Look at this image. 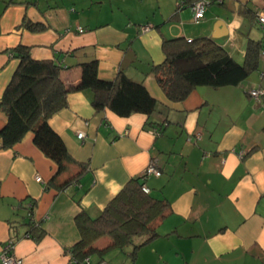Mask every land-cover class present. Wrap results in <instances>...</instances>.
Returning a JSON list of instances; mask_svg holds the SVG:
<instances>
[{"label": "crops", "instance_id": "1", "mask_svg": "<svg viewBox=\"0 0 264 264\" xmlns=\"http://www.w3.org/2000/svg\"><path fill=\"white\" fill-rule=\"evenodd\" d=\"M209 1L195 23L190 6L176 11L177 0H0V101L18 66L12 51L22 45L34 60H57L65 84H76L79 65L95 59L100 79L122 72L158 103L150 118L120 117L108 109L95 112L88 91L68 94L67 106L48 121L74 161L57 176L31 132L12 148L0 141V253L13 240L12 255L23 264H73L76 215L98 216L154 161L161 174L142 182L169 204L158 236L134 259L111 251L102 259L91 256V264H264V95H250L264 92V58L259 54L257 69L242 84L199 86L176 103L153 73L167 39L207 37L239 63L249 40L264 45L255 19L264 13V0ZM24 19L44 30L29 31ZM143 25L151 29L141 33ZM5 123L0 111V130ZM77 174L61 189L50 186L52 179L61 186ZM24 206L32 207L44 231L38 240L25 237Z\"/></svg>", "mask_w": 264, "mask_h": 264}, {"label": "trees", "instance_id": "2", "mask_svg": "<svg viewBox=\"0 0 264 264\" xmlns=\"http://www.w3.org/2000/svg\"><path fill=\"white\" fill-rule=\"evenodd\" d=\"M191 1L181 0L183 4L176 7V11ZM22 24L32 32L44 30L42 25L25 19ZM262 48V42L249 40L244 60L239 63L207 37L190 41L167 39L162 43L164 60L153 67V73L168 101L181 102L199 86L239 85L257 69ZM12 56L18 60V66L0 101V111L6 117L0 130L1 147L12 148L31 132L35 146L55 163L56 176L74 164L64 142L48 123L67 106L68 94L88 91L95 112L108 109L120 117L143 114L150 118L157 111L158 103L144 85L132 81L124 73H118L111 81L100 79L95 59L79 65L81 75L76 84H65L61 79L62 66L57 60H34L30 49L22 45L13 49ZM152 125V121H148V126ZM78 178L79 174L61 186H56L52 179L50 186L61 189ZM144 179L143 174L130 179L95 218L83 211L76 215L80 238L69 250L73 264H83L93 255L102 259L111 251L129 254L134 259L141 246L158 236V225L169 211V204L144 193ZM22 209L28 211L25 235L40 239L44 231L35 221L29 220L33 209L26 206ZM102 239L103 247H96Z\"/></svg>", "mask_w": 264, "mask_h": 264}, {"label": "built area", "instance_id": "3", "mask_svg": "<svg viewBox=\"0 0 264 264\" xmlns=\"http://www.w3.org/2000/svg\"><path fill=\"white\" fill-rule=\"evenodd\" d=\"M222 1L223 0H215V2H222ZM209 2H210L209 0H193L189 3L188 6H190L192 9L193 21L195 23H198L201 19L204 18L205 10H206V7L209 4ZM182 4H183V2H181V0H179V1L177 0L176 7H180ZM255 19H256V22H257V25L259 26V28L264 30V13L257 12ZM150 29H151V26L143 25L140 27V32L146 33ZM80 31H82V30H80ZM187 41H190V40H187ZM260 57L264 58V48H262V50L260 51ZM250 95L255 97L256 99H259L260 97H262V95H264V92H262L260 89L250 90ZM154 133H156V132L154 131ZM83 137H84V134L82 132L78 133V138L82 139ZM142 174H143V177L146 178L147 176H150V175L159 176L161 174V172L158 169L156 162L150 161ZM35 180L37 182H40L41 178L39 176H36ZM142 191L146 194H149V192H150V190L145 185L142 187ZM29 220H33L32 214H30V213H29ZM25 237L29 238L28 235H25ZM14 244H15V242L13 240H8L2 246L1 253H0L1 264H23V261L21 259L16 258L14 255H12V250L14 248ZM70 256H71V260H72V255L70 254ZM72 262H73V260H72ZM83 264H90V259L86 258L83 261ZM97 264H109V263H107L105 261H100Z\"/></svg>", "mask_w": 264, "mask_h": 264}, {"label": "rangeland", "instance_id": "4", "mask_svg": "<svg viewBox=\"0 0 264 264\" xmlns=\"http://www.w3.org/2000/svg\"><path fill=\"white\" fill-rule=\"evenodd\" d=\"M251 31L254 33L253 35L257 36L258 38H260L261 33L258 31V29L256 27L251 28ZM246 34V32H245ZM258 34V35H257ZM242 84V83H241Z\"/></svg>", "mask_w": 264, "mask_h": 264}]
</instances>
